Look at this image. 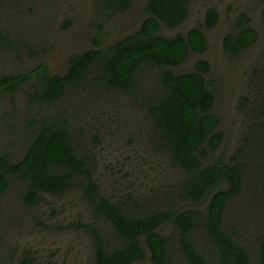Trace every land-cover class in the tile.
<instances>
[{"label":"rangeland","instance_id":"obj_1","mask_svg":"<svg viewBox=\"0 0 264 264\" xmlns=\"http://www.w3.org/2000/svg\"><path fill=\"white\" fill-rule=\"evenodd\" d=\"M185 1L186 20L174 29L161 25L159 34L171 38L200 28L206 50L200 55L189 53L178 67H145L137 76L141 96L158 90L160 72L188 74L198 60L206 61L210 71L203 78L214 94L211 113L218 119L217 132L222 133V141L201 162L209 166L220 158L228 163L245 145V139H251L252 112L264 96V0ZM145 6L146 0H133L126 12L106 17L99 12L97 0H0V77L28 72L38 64H45L50 75L63 76L70 58L94 49L93 41L104 50L137 32L147 17ZM208 8L219 17L212 29L203 27ZM241 15L256 31L257 40L231 57L224 52L222 42L226 34L235 33ZM95 77L90 71L78 87H68L65 96L51 105L31 99L30 84L13 95H1L0 155L18 163L40 123L63 121L76 151L88 158L103 198L127 206L125 209L133 215L168 207L204 211L205 203L178 199L184 172L173 166L158 146L146 112ZM245 169L240 193L227 205L222 225L253 260L264 225L260 157H254L253 164ZM26 191L25 181L10 177L0 197V264H18L24 256L32 264H95V242L89 229L99 233L108 249L119 244L112 226L95 218L77 186L56 195L42 193L36 206L23 201ZM157 233L169 240L171 264H186L174 227L160 226ZM190 238L198 252H208L210 244L201 229H195ZM140 244L146 258L133 264H151L142 239ZM208 257L213 259L212 255Z\"/></svg>","mask_w":264,"mask_h":264},{"label":"trees","instance_id":"obj_2","mask_svg":"<svg viewBox=\"0 0 264 264\" xmlns=\"http://www.w3.org/2000/svg\"><path fill=\"white\" fill-rule=\"evenodd\" d=\"M131 2L97 0V6L100 13L109 17L126 12ZM145 13L146 19L132 35L104 50L93 41L94 49L71 57L63 76L50 75L45 64H38L28 72L1 76L0 96L13 95L30 84L31 99L51 105L65 96L68 87H78L92 71L97 81L128 96L146 112L158 146L171 164L184 172L178 199L192 204L205 203V210L179 211L168 207L133 215L125 209L127 206L114 205L99 194L91 164L86 155L78 153L72 145L63 121L40 123L18 163L13 164L6 155H0V197L6 192L10 177L27 183L23 201L29 206L38 205L42 193L56 195L77 186L95 218L108 222L119 242L117 247L108 249L95 229H87L95 242V264H133L145 260L141 239L151 264H171L169 240L157 233L163 225L174 227L176 242L186 264H213V261L216 264H264V225L253 260L222 225L227 205L240 193L245 168L253 164L257 155L264 193V96L258 109L252 112L251 139H245V145L228 163L218 158L211 165L203 166L201 160L215 152L222 141V133L217 132L218 119L211 113L214 94L203 78L210 71L209 64L198 60L194 71L188 74L162 71L157 80L158 90L145 96H141L137 76L147 66L177 67L189 53L202 54L206 49L204 35L198 28L171 38L159 34L161 25L172 29L187 18L185 0H146ZM217 21L215 10L208 8L204 15L205 28H212ZM247 21L241 15L235 33L223 38V50L231 57L238 56L257 40L256 31L247 26ZM246 142L251 145V151L246 149ZM197 228L210 244L205 254L198 252L190 238ZM18 264H32V260L24 256Z\"/></svg>","mask_w":264,"mask_h":264},{"label":"flooded vegetation","instance_id":"obj_3","mask_svg":"<svg viewBox=\"0 0 264 264\" xmlns=\"http://www.w3.org/2000/svg\"><path fill=\"white\" fill-rule=\"evenodd\" d=\"M132 2H133V0H132ZM132 2H131V4H132ZM186 5H187V4H186ZM130 6H131V5H130ZM130 6H129V7H130ZM128 9H129V8H128ZM215 12H216V11H215ZM185 20H186V19H185ZM185 20H184V21H185ZM184 21H183V22H184ZM218 21H219V17H218ZM218 21H217V23H218ZM183 22H182V23H183ZM182 23H181V24H182ZM217 23H216V25H217ZM181 24H180V25H181ZM216 25H215V26H216ZM178 26H179V25H178ZM178 26H176V27H178ZM215 26H213L212 28H214ZM176 27H174V28H176ZM203 27L205 28V26H204V21H203ZM174 28H172V29H174ZM212 28H209V29H212ZM168 29H169V28H168ZM198 29H200V28H198ZM205 29H207V28H205ZM200 30H201V29H200ZM201 32H202V31H201ZM202 33H203V32H202ZM203 35H204V34H203ZM204 38H205V36H204ZM205 42H206V39H205ZM206 45H207V43H206ZM205 50H206V49H205ZM204 52H205V51H204ZM204 52H203V53H204ZM199 55H200V54H199ZM185 60H186V59H185ZM183 63H184V62H183ZM183 63H182V64H183ZM182 64H181V65H182ZM179 66H180V65H179ZM177 67H178V66H177ZM22 87H24V86H22ZM22 87H21V88H22ZM16 93H17V92H16Z\"/></svg>","mask_w":264,"mask_h":264}]
</instances>
